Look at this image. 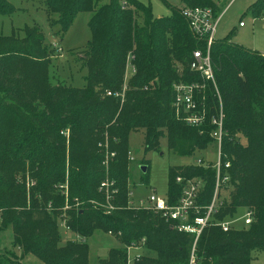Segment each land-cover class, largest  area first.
<instances>
[{"label": "trees", "instance_id": "1", "mask_svg": "<svg viewBox=\"0 0 264 264\" xmlns=\"http://www.w3.org/2000/svg\"><path fill=\"white\" fill-rule=\"evenodd\" d=\"M181 2L183 7H173L171 15L156 17L138 0H108L100 7V0H46L50 30L60 26L53 33L60 41L79 13L92 14L87 54L90 63L99 65L82 88L54 86L49 66L56 45L46 44L40 27L21 41L14 32L0 36V231L12 230L21 259L33 255L43 264H92L87 241L102 231L115 235L121 246L94 264H128L130 247L146 250L133 264H189L192 235L153 211L129 205L134 188L129 183L134 161L129 137L143 130L145 153L161 151L163 138L179 157L213 145L217 153L210 123L221 108V153L223 162L230 163V193L229 199L221 197L224 205L216 220L236 217L242 209L252 211L253 220L247 228L227 232L218 226L205 229L196 245L197 261L250 264L251 250L264 251V56L229 38H215L210 57L221 99L207 83V98L197 99L200 109H206V124L188 125L173 107L174 85L202 82L191 64L195 51L206 53L207 41L193 36L182 11L210 8L219 16L220 0ZM15 11L8 0H0L1 16ZM250 12L260 18L264 0L256 1ZM129 55L136 74L125 85ZM57 101L66 108L53 105ZM107 152L116 154L108 169L103 164ZM142 165L147 171L140 180L148 186L150 165L145 160ZM107 176L118 190L113 199L117 209L109 214L92 203H105L99 188ZM177 177L202 179L199 204L211 203L214 169L196 163L171 166L164 198L170 205L183 191ZM28 181L34 185L28 188ZM66 184L68 198L61 188ZM61 223L75 239L61 244ZM16 256L0 250V264H22Z\"/></svg>", "mask_w": 264, "mask_h": 264}, {"label": "rangeland", "instance_id": "2", "mask_svg": "<svg viewBox=\"0 0 264 264\" xmlns=\"http://www.w3.org/2000/svg\"><path fill=\"white\" fill-rule=\"evenodd\" d=\"M107 1L100 0L98 7ZM138 1L151 8L153 15L156 17L169 16L173 7H183L181 0ZM256 1L258 0H220V20L216 39L229 38L232 43L264 56V13L260 18L256 19L250 12V7ZM8 2L16 11L10 16L0 15V36H10L14 32V38L21 41L27 38L28 31L40 27L44 32L46 44L56 45V47L52 46L54 52L50 54L51 63L49 66V76L54 86L59 83L71 88L86 86L88 78L93 76L95 67L99 65V63H90L93 61L89 57V53L87 54V42L91 37L88 23L92 14L79 13L66 35L60 41L59 38L53 36L54 31H59L60 26L56 25L50 30L45 5L46 0H8ZM53 18L56 21L58 20V16ZM241 21L246 24V27L239 28ZM20 70H18V73H21ZM53 105L58 108H66L59 101L54 102ZM129 147L134 160L130 165L131 176L129 183L134 187L133 201L135 205L138 199L146 198L151 193L165 198L169 181V168L171 166L195 164L199 159L206 162H217L215 145L209 146L202 151H196L191 157H179L168 150L166 138L162 139L161 151L145 153L143 130L131 133ZM144 160L149 162L150 165L148 186L143 185L140 180L142 167L144 166L142 162ZM20 176L18 175L17 177ZM26 177L27 179L30 177L28 171L26 172ZM64 229L63 223H61L60 231L63 236L61 244L65 243L67 239L76 238L73 233ZM12 239V230L0 231V250L15 251L18 255L16 257L21 259L20 251H16L13 248ZM87 242L90 247L89 259L92 264L98 259H105L110 249L121 246L119 239L115 235H109L102 231H96ZM145 253L146 250L143 247H130L128 249L129 264H133L137 256ZM250 256V264H264L263 250L253 249L250 252ZM21 262L22 264H43L33 255L25 256L24 259H21Z\"/></svg>", "mask_w": 264, "mask_h": 264}, {"label": "built area", "instance_id": "3", "mask_svg": "<svg viewBox=\"0 0 264 264\" xmlns=\"http://www.w3.org/2000/svg\"><path fill=\"white\" fill-rule=\"evenodd\" d=\"M182 15L188 22L193 36L196 39L207 41V51L206 53H203L202 51H195L194 61L191 64V70L200 73L202 82L191 84L183 82L176 83L174 85L175 101L173 107L175 108L177 116L182 117L188 125L201 127L206 124V109H200V103H198L197 99L202 98L204 100L207 98V83L213 84L216 90V95L219 99H221L216 85L214 69L210 57V48L216 38L220 17L216 16L212 9L201 7L184 8ZM239 27H245V23L241 21L239 23ZM132 59L133 57L130 56L127 61L124 76L125 85L129 79L136 74V67L133 63H131ZM107 95L111 96L112 93L107 92ZM115 95L118 96V94ZM223 122L224 114L223 109L221 108L218 117L212 118L210 123L213 127H215L213 131H211L210 135L217 146V162H212L211 164L210 162L199 159L196 163L199 166L215 170L214 193L209 205L204 206L199 204L202 198V191L205 187L203 180L199 178L189 179L177 177L176 182L182 185L183 191L175 205H170L167 203L166 199L159 197L155 193L149 194L146 198L138 199V202L135 205L133 201V190L129 193L130 207L153 211L154 213L159 214L166 221L174 222V227H176V229L180 232H185L194 237L189 264H198L196 257V245L205 229L212 226H218L221 227L223 231L227 232L235 227L247 228L253 220V213L248 209H242L241 214L228 220L222 222L216 220V215L220 212L222 206L224 205L221 197L229 199L230 193V190L227 187V184L230 181V175L228 174L230 163L223 162L221 153V143L224 134ZM68 134L69 133L67 132L66 136H68ZM105 146L108 148L107 142ZM115 155V153L107 152L106 160L103 163L106 169L109 168V164ZM130 156L133 161L132 154H130ZM31 185H34V183L28 181V188ZM61 188L64 189V194L66 198H68L67 184L61 186ZM99 190L105 196V203L102 205L96 202L92 203L96 206L100 205L103 207L106 214H109L113 210L117 209L113 203V199L118 193V190L115 187V182L107 176V178L101 183ZM65 208L67 209L68 206L66 205ZM63 226L67 231H69V228L65 223H63ZM109 235H111V233H109Z\"/></svg>", "mask_w": 264, "mask_h": 264}, {"label": "water", "instance_id": "4", "mask_svg": "<svg viewBox=\"0 0 264 264\" xmlns=\"http://www.w3.org/2000/svg\"><path fill=\"white\" fill-rule=\"evenodd\" d=\"M142 171H143V173H145L147 171V167L146 166H143L142 167Z\"/></svg>", "mask_w": 264, "mask_h": 264}, {"label": "crops", "instance_id": "5", "mask_svg": "<svg viewBox=\"0 0 264 264\" xmlns=\"http://www.w3.org/2000/svg\"><path fill=\"white\" fill-rule=\"evenodd\" d=\"M245 27H246V24H245ZM240 28V27H239ZM242 28H244V27H242Z\"/></svg>", "mask_w": 264, "mask_h": 264}]
</instances>
